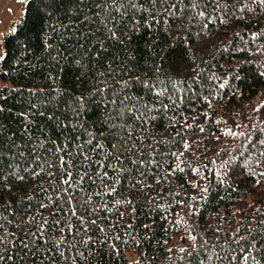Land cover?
I'll return each instance as SVG.
<instances>
[{
  "label": "trees",
  "instance_id": "obj_1",
  "mask_svg": "<svg viewBox=\"0 0 264 264\" xmlns=\"http://www.w3.org/2000/svg\"><path fill=\"white\" fill-rule=\"evenodd\" d=\"M0 59V264H264V0H29Z\"/></svg>",
  "mask_w": 264,
  "mask_h": 264
},
{
  "label": "rangeland",
  "instance_id": "obj_2",
  "mask_svg": "<svg viewBox=\"0 0 264 264\" xmlns=\"http://www.w3.org/2000/svg\"><path fill=\"white\" fill-rule=\"evenodd\" d=\"M29 0H0V59L5 54L4 38L15 30V19L23 13L24 6ZM4 82L0 79V87Z\"/></svg>",
  "mask_w": 264,
  "mask_h": 264
}]
</instances>
